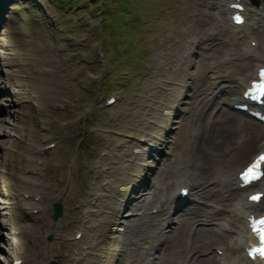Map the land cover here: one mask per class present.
<instances>
[{
    "label": "rangeland",
    "instance_id": "rangeland-1",
    "mask_svg": "<svg viewBox=\"0 0 264 264\" xmlns=\"http://www.w3.org/2000/svg\"><path fill=\"white\" fill-rule=\"evenodd\" d=\"M107 1L109 14L105 13L101 21L100 0H13L2 8L5 14L0 17V43L6 39L8 46L0 48L3 51L0 54V102L9 103L6 108L13 114L0 119L3 124L0 128V204L3 205L0 208V264H11L14 255L21 256L22 260L31 257L37 261L51 249L59 264L138 263L134 244H129L123 257L119 256V250L114 256L117 250L114 247H121L118 241H126L129 232L120 229L113 232L111 228L101 235L97 232V219L110 211L113 202H119L120 198L127 200L123 190L130 192L134 187V180L125 181L122 173L135 172V163L140 167L146 159L150 160V166L156 164V160L151 161L153 156H148L153 147L148 145L152 142L151 135L160 131L158 126L166 118L173 120L172 131L180 124L183 109L187 108L193 93L191 88L185 87L187 84L196 88L201 99L203 92L198 87H205L203 81H219L217 75L222 74L223 65L232 81L237 76L242 80L248 78L255 65L264 66L263 15L252 18L253 27L242 29L232 26L230 17L226 23L223 11L226 5L222 8L218 1ZM260 9L264 11V0ZM251 38L256 41L254 47L262 55L261 59L246 54ZM214 41L223 45L219 52L212 53L217 44ZM248 57L253 61L251 69L238 71L236 65ZM44 68H51L54 73L45 75ZM189 75L195 86L189 82ZM13 85L17 90L14 96L6 90L13 89ZM31 92L40 97L36 105L25 100ZM215 94L220 93L216 90ZM110 95L117 96L118 101L115 106L106 107L104 99ZM178 97L182 101L176 108L173 105ZM224 102L227 106V101ZM57 104L60 108L55 109ZM1 111L4 112L2 108ZM114 131L130 132L136 138L127 139L123 149L116 148L126 139L123 135L116 136ZM143 135L147 136V144L136 141L137 136ZM186 136L180 141H188ZM46 137L48 143L43 141ZM109 141L113 143L111 146ZM51 142L55 146L43 154L39 149ZM135 145L143 148V155L134 156L135 161L133 157L126 158L130 159L127 163H123L125 157H121L120 162L116 160ZM105 150L110 158L103 168L108 165L116 168L108 177L110 183L101 182L107 189L94 190L96 161L106 157L100 154ZM158 156V152H154V158ZM37 165L42 167L39 174L29 177L30 173L25 170ZM59 168L65 170L63 181L59 179L63 173ZM118 174L122 175L117 178ZM101 179L104 177L99 183ZM34 180L39 182L35 187L44 198H41L42 210L38 213L34 212L33 205L26 204L34 203L31 200L36 197L24 203V193L33 188ZM173 185L172 182L167 185L169 191L174 190ZM150 187L146 184L145 195H149ZM94 194L102 196L96 204L92 202ZM58 199L64 213L54 220L53 202ZM152 205H148L146 211ZM188 225L187 222L183 235ZM13 227L22 232L13 235ZM78 229L83 232L80 240L76 238ZM51 233L53 237L49 240ZM111 241L114 247L110 246ZM137 246L139 254L155 253V249L149 251L146 244ZM26 261L29 264L28 259Z\"/></svg>",
    "mask_w": 264,
    "mask_h": 264
},
{
    "label": "bare ground",
    "instance_id": "bare-ground-1",
    "mask_svg": "<svg viewBox=\"0 0 264 264\" xmlns=\"http://www.w3.org/2000/svg\"><path fill=\"white\" fill-rule=\"evenodd\" d=\"M212 6L209 7L212 9ZM224 10V14L227 17L228 10ZM253 11H255L254 13L256 15L263 14L264 12L260 10L256 11L255 9ZM249 13H251V10ZM225 21L226 23L229 22L227 18H225ZM225 21H223V24H225ZM249 26L252 27L251 24ZM218 27L220 28V26ZM222 30L225 32L224 28ZM253 40L254 39L250 41L249 47L246 48V53L253 57H260L257 54V50L252 46ZM6 41V39L2 41V48L8 46V41ZM214 43L217 42L214 41ZM222 45V43H217L212 53L219 52ZM252 62L250 58L246 60L243 59L240 62L241 64L239 63V65H236V69L240 72L250 70ZM223 67L224 68L221 70L222 74L217 75L219 81L213 83H205V81H203L202 85L205 87L203 89L198 87V90L203 92V97L201 99L198 98L195 87H192L191 84L185 86L191 88L193 93L187 103V108L183 109L182 115H184L175 130L172 131V129H174V125H171L173 120L171 118H166L164 122H162V125L158 126L160 131L155 135H151L150 140L152 142L148 143L145 141V144L148 143V145H164L170 148V154L159 156L154 166H150V160L146 159V161L142 162L140 167L135 163V172L131 170L122 173L125 181L128 180V178L134 180V187L130 188L132 192L123 190V197H127V200L124 201L120 198L119 202H113L110 206V211L108 210V213L101 219H97V232L100 235L101 232H108L110 228V231L113 232H119V229L122 232L125 230L129 232V237L126 241L123 239L118 241L121 247L120 245L119 247H114L111 241L112 244L110 246L114 247V250L117 249L114 256L118 254L117 252L119 250V256L123 257L129 244H134L136 254L135 262H138L136 264H226L237 263V259L240 258L238 262H244V257L240 255H242L243 245L249 236L246 215L250 212H258L262 207L258 208L257 206H264V201L261 202V204H249L246 200H242L243 190L247 189H241L239 187L237 183V173L243 167L242 165L251 159L256 150L264 148V126L242 112L240 113L230 108L228 104L227 106L225 105V100L227 101L226 103H228L229 100L237 101L240 99L239 95H241L244 83L243 81L240 83L239 76L235 77L234 81L230 80V72H226V65H223ZM244 74L246 75L247 72ZM256 74L257 73H255V75ZM190 76L191 75L188 76V80L195 86L194 79L192 80ZM248 77L251 76L249 75ZM234 82L239 83L240 87L234 86ZM11 87H13L11 90L5 89L14 96L17 90L14 89V85ZM216 90L221 93L220 96L214 95ZM33 93L34 96H32V98H40L35 95V92ZM179 100L180 98L178 97L177 103L173 105V107H179L182 101ZM1 125L3 124L0 121V128ZM184 135H187L186 138L188 141H180V138ZM123 136H125V134H123ZM135 138L133 134L128 140L131 141ZM128 140H124L123 143H127ZM124 145L125 143L119 144L121 149H123ZM141 149L143 150L140 145H135L131 151L122 154L116 160L120 162V158L125 157L122 160L123 163H127L130 159L126 158L133 157V160L136 157L139 158L143 155ZM152 150H155V148ZM150 154H152V152H148V156H150ZM105 155V158L96 161L97 185L95 188L97 189L102 187L99 184V179L101 177H110L112 173L111 170L116 168L115 165H108L106 168H103L108 164L107 160L110 158L108 152L102 156ZM151 161L153 162L152 159ZM61 169L63 173L61 176L59 175V179L63 181L65 179V170L63 168ZM130 172H133V174H130ZM121 175L118 174L117 178ZM150 176L153 177L155 180L154 182H151L150 179L146 180L150 178ZM138 180L142 182H137ZM176 181L177 184L190 188V192L195 196L196 204L183 206L181 209L182 211L178 212L177 216L174 217L173 213H171V209L186 198L180 197V189L179 194L175 193L174 190L169 191L170 186L167 188V191L164 192L162 185H168L170 182L176 184ZM148 183L151 187L148 193L149 195H145L143 189ZM258 184L262 185V182ZM135 187L136 189L133 190ZM138 189L140 192H138ZM234 190H240V193L238 192V194ZM136 191L139 194H137ZM125 192H127V194H125ZM101 195L104 196L105 194L102 193ZM101 195L94 194L96 202L93 203L96 204L97 201H100ZM131 197H134L135 200L131 199ZM151 202L156 205L155 207H160V209L157 210L158 213H149L148 209L146 211L147 206L150 205ZM201 202L215 203L210 207L209 204L201 205ZM24 203L22 202V204ZM26 204L28 205L29 203ZM31 204L34 205L33 208H36L39 202ZM0 207H3V205H0ZM127 209L128 211H126ZM92 220H94V218H92ZM213 220H217L215 221L216 225L199 224L202 221L210 223ZM187 222L190 223V225H188L183 235ZM12 229L18 230L16 227ZM228 231L236 233L234 240L230 241ZM21 232L22 231H19V233ZM81 234H83V232H81ZM123 242H127V244ZM138 244H146V248H148L149 251L155 249V253L139 254ZM212 245H222L225 251L224 255L220 256L212 252L204 256L201 255L204 251L210 249ZM122 246L125 248H122ZM47 248L48 246H46L45 249ZM111 256L113 257V254ZM19 258L20 257L15 259ZM119 260L121 261V259ZM24 263L28 264L27 261H24Z\"/></svg>",
    "mask_w": 264,
    "mask_h": 264
},
{
    "label": "snow or ice",
    "instance_id": "snow-or-ice-1",
    "mask_svg": "<svg viewBox=\"0 0 264 264\" xmlns=\"http://www.w3.org/2000/svg\"><path fill=\"white\" fill-rule=\"evenodd\" d=\"M262 88H264V86H262ZM260 161H264V156L260 157ZM260 161H258L256 164H254L251 168H249L248 172L246 173V178L254 175V173L256 172V170L259 168L260 166ZM253 199H256V197H253ZM261 223H264V221H261ZM261 255H264V250H262Z\"/></svg>",
    "mask_w": 264,
    "mask_h": 264
},
{
    "label": "water",
    "instance_id": "water-1",
    "mask_svg": "<svg viewBox=\"0 0 264 264\" xmlns=\"http://www.w3.org/2000/svg\"><path fill=\"white\" fill-rule=\"evenodd\" d=\"M61 213V204L58 203L55 205V217H57Z\"/></svg>",
    "mask_w": 264,
    "mask_h": 264
}]
</instances>
